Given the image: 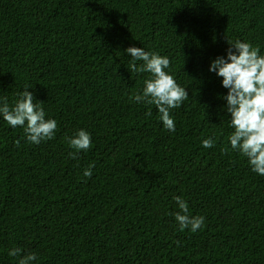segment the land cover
<instances>
[{
    "label": "trees",
    "instance_id": "obj_1",
    "mask_svg": "<svg viewBox=\"0 0 264 264\" xmlns=\"http://www.w3.org/2000/svg\"><path fill=\"white\" fill-rule=\"evenodd\" d=\"M0 264H264V0H0Z\"/></svg>",
    "mask_w": 264,
    "mask_h": 264
}]
</instances>
